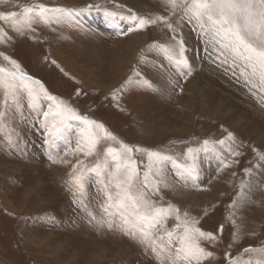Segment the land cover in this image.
Returning a JSON list of instances; mask_svg holds the SVG:
<instances>
[{"label":"rangeland","instance_id":"374dc122","mask_svg":"<svg viewBox=\"0 0 264 264\" xmlns=\"http://www.w3.org/2000/svg\"><path fill=\"white\" fill-rule=\"evenodd\" d=\"M39 4L70 11L49 13L45 23L37 10L29 27L22 9ZM129 10L149 18L168 14L163 0L0 2V13H19L0 18V67L12 68L5 56L15 60L48 93L30 107L22 90L18 104L9 98L5 105L0 89V111L6 113V127L0 130V264H161L148 240L167 229H109L97 223L111 218L122 224L118 214L109 217L102 207L106 191H116L109 171L90 169L103 163L108 148L123 152V145L133 149L129 155L140 180L148 170L149 152L172 158L160 164L152 179L162 182L158 191L155 183L149 188V197L155 207L172 206L166 222L171 215L177 220L178 209L179 222L187 213L198 221L196 227L216 236L201 241L213 253L202 264H230L229 255L239 264L264 259V253L244 252L264 248V161L258 155L264 154V93L251 89L239 67L230 59L224 63L194 23L178 16L171 22L180 26L176 36L183 37L191 74L184 66L177 68L163 51L175 43L173 34L160 23L128 32L129 22L119 17ZM61 58L73 66L65 67ZM83 70L90 73L88 82ZM61 102L103 128L66 113L63 132L50 135L59 118L46 121L43 112ZM89 127L99 131L101 141L86 156L76 149ZM179 164L194 165L199 174L183 172ZM74 166L75 172L83 170L80 183L73 179ZM249 168L251 174L245 171ZM242 183L251 187L240 203Z\"/></svg>","mask_w":264,"mask_h":264},{"label":"snow or ice","instance_id":"6c2138e0","mask_svg":"<svg viewBox=\"0 0 264 264\" xmlns=\"http://www.w3.org/2000/svg\"><path fill=\"white\" fill-rule=\"evenodd\" d=\"M3 2V0H0ZM168 14H157L152 18L140 16L129 10L128 16L119 17L129 22L128 32L135 30H143L148 26L163 24L172 34L174 44L163 46V51L167 58L175 63L177 68L184 66L191 74V68L185 58V47L183 37L177 38L176 34L180 30V26L174 25L171 20L173 17H179V20L188 23H194L195 27L208 38V42L213 46L214 50H218L220 56L224 57V63H228L229 59L233 67H239L240 74L251 89H259L260 93H264V0H163ZM93 7V6H89ZM38 10V18L44 20L45 23L50 22L49 13L55 14L60 12H68L65 8H49L43 4L25 6L22 9L24 19L29 22L34 18V14ZM19 13H0V18L6 16H17ZM108 15L116 17L117 13L110 12ZM19 30V29H17ZM126 34V33H125ZM2 55V54H0ZM5 60H9L12 65L11 69L0 67V89L4 90L5 105L8 99H12L13 104H18L16 99L18 93L26 90L30 97V107L34 106L41 95L48 96L46 89L39 81L27 76L20 69L19 64L15 60H10L5 56ZM40 85L37 89L33 85ZM56 100V97H49ZM264 99V97H262ZM66 113H72V119H84L87 124L94 125L96 129H102L103 125L95 121H88L75 115L74 109H69L63 103H58L55 108L49 107L48 111L43 112V116L47 121L49 118L57 120L59 118V126H53L50 135L55 136L63 132L66 126ZM6 113L0 111V130L6 127L4 117ZM110 136V133H106ZM231 133L229 137L231 138ZM114 138V137H113ZM101 141L99 131H93L91 127L82 132V142L78 144L76 151L84 153L86 156L94 154L97 146ZM205 145L208 141L204 142ZM223 144L224 141H220ZM123 152L116 149L108 148L107 154L114 163V169H110L108 156L105 157L103 163H97L90 169L91 172L109 171L111 177L110 184L114 185L115 193L106 191V203L102 206L104 212L112 217L119 215L122 220L121 225L114 224L110 218L107 221L99 220L97 223L109 229L114 227L127 226L135 228L143 226L149 228H158L164 223V218L171 214L172 206L168 209L155 207L154 202L149 197V188L155 183V190L158 191V185L162 181L153 180L159 174V166L164 160H170L171 157L161 155L157 152H149L148 170L143 173V180H140V170L136 161L129 155L133 149L131 146L123 145ZM207 151V149H204ZM191 153L192 149H188ZM233 156H239V152H233ZM259 159L264 161V154H258ZM82 161H77V165ZM229 165L224 164L223 167ZM73 179L80 183L83 180V170L75 172ZM178 167L190 175H198V169L193 165L186 167L179 164ZM259 167V165H257ZM251 174L252 170L245 169ZM166 186V185H165ZM106 189L109 187L105 186ZM250 184H241L239 193L240 203L246 199L245 188H250ZM237 206V201L233 202V207ZM177 212V220H180L179 210ZM91 215V214H90ZM185 219L176 225V229L180 231H166L164 235L149 238V246L151 251L156 255L157 259L163 264L164 260L169 264H202V262L210 257L213 253L207 251L201 241H215L216 236L211 232H205L195 225L198 221L188 218V214H184ZM95 219V216L92 217ZM235 223V221H233ZM221 231L223 226H221ZM235 238V237H234ZM245 253L260 252L264 253V248H246ZM229 255V254H226ZM230 264H239L238 260H234L229 255ZM245 264H253V261H246ZM254 264H264V259H258Z\"/></svg>","mask_w":264,"mask_h":264},{"label":"bare ground","instance_id":"6f19581e","mask_svg":"<svg viewBox=\"0 0 264 264\" xmlns=\"http://www.w3.org/2000/svg\"><path fill=\"white\" fill-rule=\"evenodd\" d=\"M1 39V38H0ZM6 42V41H5ZM8 45V44H7ZM2 46V45H1ZM3 48L4 49H7V46L6 45H4L3 46ZM5 53V52H4ZM56 54L58 53V52H55ZM55 54V55H56ZM63 58H61V60H62ZM122 60V59H121ZM62 62H63V64L62 65H64L65 67L66 66H69V65H72L73 63H71L72 61L70 60V59H68V58H64L63 60H62ZM73 66V65H72ZM77 68V67H76ZM73 69H75V68H73ZM87 74H90V73H88L86 70H83L82 71V73H81V75H82V78H83V80L84 81H89V77H88V75ZM89 84V83H88ZM87 84V85H88ZM67 165V164H66ZM64 167V166H63ZM62 171V170H61ZM60 171V172H61ZM64 174V173H63ZM104 249V248H103ZM97 260V259H96ZM90 264H96V261H93V262H91Z\"/></svg>","mask_w":264,"mask_h":264},{"label":"crops","instance_id":"0c3cea01","mask_svg":"<svg viewBox=\"0 0 264 264\" xmlns=\"http://www.w3.org/2000/svg\"><path fill=\"white\" fill-rule=\"evenodd\" d=\"M172 217L173 216L171 215V217L168 218L169 222H166L164 220V223L159 226V229H161V230L167 229L168 231H170L169 229H173V227L176 229V225L179 224L180 222L178 220H176V219H173ZM156 233L158 234V236H160L158 231ZM149 234H152V233L150 232ZM162 234L163 233H161V235Z\"/></svg>","mask_w":264,"mask_h":264}]
</instances>
